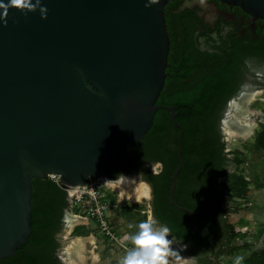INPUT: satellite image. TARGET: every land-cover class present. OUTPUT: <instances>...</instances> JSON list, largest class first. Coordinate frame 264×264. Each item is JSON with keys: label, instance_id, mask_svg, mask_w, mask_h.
<instances>
[{"label": "water", "instance_id": "1", "mask_svg": "<svg viewBox=\"0 0 264 264\" xmlns=\"http://www.w3.org/2000/svg\"><path fill=\"white\" fill-rule=\"evenodd\" d=\"M168 1L41 0L45 18L39 9H0V259L31 235L33 178L59 175L70 196L71 187L107 177L159 108L179 128L170 200L190 212L174 198L183 165L177 107L157 103L171 43ZM220 1L264 18V0Z\"/></svg>", "mask_w": 264, "mask_h": 264}, {"label": "trees", "instance_id": "2", "mask_svg": "<svg viewBox=\"0 0 264 264\" xmlns=\"http://www.w3.org/2000/svg\"><path fill=\"white\" fill-rule=\"evenodd\" d=\"M165 16L167 21L169 15ZM184 58H188L184 51L178 56L179 64L174 62L177 58L171 54L168 57L166 72L170 74L166 77L157 103L177 107L176 119L183 128V165L178 173L174 198L178 205L190 209V212L177 208L170 200L172 175L179 163V128L167 110L159 108L151 128L144 137L137 140L126 154L117 158L113 164L125 162L124 166L129 169L137 166L140 161L161 162L162 167L156 173L144 170L145 178L152 186V212L158 222L167 224L175 238L187 244L189 253L211 251L210 240L219 234L222 241L220 249L213 252L215 256H239L240 252H244L245 254L240 256V264H264V247L255 248L254 244L248 241L242 244L234 243V239L243 234L235 227L249 224V218L244 220L242 217L229 216L230 212L241 208L240 199L247 198L251 191L250 180L246 178L248 169L244 166L246 151L237 148L231 151L234 153L231 160L235 162L236 168L227 172L226 162L229 159L225 152L226 143L214 127L213 120L206 122L208 111L225 87V76L223 72L212 71L199 82L186 84L183 80L189 74V69L185 66ZM183 72L185 76L181 74ZM253 146L259 152H264V122L257 129ZM218 176L225 177L222 182V199L229 202L227 211L219 214L220 218L217 215V201L209 198V194L217 188ZM32 205L31 235L15 254L0 259V264H61L54 253L59 242L53 234V227L59 223L64 210L69 207L68 193L61 183L50 177L33 178ZM221 205L223 206V203ZM221 223L225 231L215 234ZM84 227L85 225H77L74 232L80 235L86 233ZM198 264L219 262L205 255L198 260ZM230 264H235V259Z\"/></svg>", "mask_w": 264, "mask_h": 264}, {"label": "flooded vegetation", "instance_id": "3", "mask_svg": "<svg viewBox=\"0 0 264 264\" xmlns=\"http://www.w3.org/2000/svg\"><path fill=\"white\" fill-rule=\"evenodd\" d=\"M165 9L169 10L168 12L165 11V15H169L166 22L171 39L168 57L171 54L172 57L177 58L174 62L179 64L178 56H181V52H186L188 56L187 59L184 58V63L187 70L189 69V74L183 81L186 84L199 82L200 79L212 71L223 72L225 76V87L208 111L206 122H212L213 120L214 127L221 134V139L226 143L225 152H227V128L232 121L231 119L237 115V107L242 96L255 93L254 99L247 106L252 108V103H255V100H259L257 105L254 104L255 107L258 106L259 110L253 107L256 112L252 113L253 116L251 117L254 118L257 124L255 129H258L264 122L261 115L263 112L262 107H259V104L264 101V18L255 17L238 5L225 3L220 0H169L165 5ZM246 60L250 61V65L245 63ZM180 70L179 68L178 71ZM258 72L260 75H257ZM169 74H167V77ZM181 74L185 76L184 72ZM173 82L178 81L173 80ZM240 117L238 114L237 118L240 119ZM229 149L232 151L234 148L230 147ZM233 156L234 153L227 152L229 159L226 162L227 172H232L236 168L235 162L231 160ZM113 163L111 164L110 172L105 177L106 179L115 178L117 173H124L126 176L137 175L149 184L150 182L145 178L144 170L148 169L152 173H156L162 167L161 162L158 160L140 161V163L136 164L137 166L129 169L124 166L125 162ZM250 172L246 171L248 174ZM248 174L246 178L251 180L252 177H249ZM224 179V176H218L216 181V184H218L216 185L217 188L212 194H209V198L212 201H217L218 218L221 216L219 214L227 211L229 205L228 200L222 199L221 190ZM252 199L250 191L247 198L240 199L239 206L241 208L230 212L229 216L242 215V211L248 210L251 206ZM245 200L246 202H244ZM222 203L223 206L221 205ZM242 208H245V210ZM67 212L70 213L69 207L64 210L59 223L57 222V225L53 227V234L59 242V246L54 250V253L61 264H67L61 255L63 240L68 228L66 224ZM246 218L249 217L246 216ZM235 229L242 232L237 226ZM223 231H225V228L221 223L215 234ZM169 235L177 242L183 243L175 238L171 232ZM218 235L213 236L210 240L211 246L209 249H212L211 251L198 254L190 253L195 257L196 264L205 255L218 262L217 258L219 256L217 257L213 254V252L220 249L222 238ZM183 244L187 248V244Z\"/></svg>", "mask_w": 264, "mask_h": 264}, {"label": "rangeland", "instance_id": "4", "mask_svg": "<svg viewBox=\"0 0 264 264\" xmlns=\"http://www.w3.org/2000/svg\"><path fill=\"white\" fill-rule=\"evenodd\" d=\"M258 103L259 100H255V103H252V106L257 110H259V108L258 106L255 107V105H257ZM260 106L262 107L263 111L262 114H260L262 115V119L264 120V101L259 104V107ZM256 132L257 129H255V132L247 138L232 136L227 132V152H231V150L229 149L230 147L237 148L240 150L243 149L244 151H246L247 159L244 166L247 167L248 172L251 171L248 176L255 177V175H259L260 179L259 177L258 179L259 181L261 180V184H263L262 182H264V152H259L253 146ZM105 190L107 204L106 206H104V208L107 212V219L111 227V234L101 232L97 224H95L93 221H90L88 223L85 221L79 224L85 225L84 232L86 233H83L81 235L92 236V238H94V241H85V264H119V261L125 254L127 248L131 247L130 241L124 240L123 236L125 234L134 232L136 230L135 225L138 224V222L148 218H154L151 206V196L148 199L144 198L142 201L133 202L129 199H124L118 190H113V187L110 184L106 186ZM253 190L254 189L251 190L252 198L254 197L257 200L260 198L264 199V197H261L258 192L255 196L253 194ZM251 208L252 209L250 210L255 211V215L257 214V219L260 216H264V209L262 210L261 208L255 207ZM249 212V210L242 211V216H247ZM235 217L238 218L239 216L236 214ZM256 221L252 219L249 224H247L248 228L237 227L241 229L243 234L238 235V238L234 239V243L242 244L246 240H251L255 241V245L263 246L264 223L258 225ZM130 225L132 227H130ZM67 231L68 230L66 229V232ZM246 231H248L249 233H246ZM76 236H80V234H76L74 231H72L70 234H68L67 237L73 238ZM170 238H172L175 243L170 244L168 246V251L164 257V264H177L175 261L176 256L185 257L188 264H196L195 257L188 252L186 246L183 243L177 242L173 237ZM244 254V252H240L239 256H242ZM236 257V255L224 254L222 256H219L217 259L219 264H230V262L233 261V259H235ZM68 264L71 263L68 262Z\"/></svg>", "mask_w": 264, "mask_h": 264}, {"label": "clouds", "instance_id": "5", "mask_svg": "<svg viewBox=\"0 0 264 264\" xmlns=\"http://www.w3.org/2000/svg\"><path fill=\"white\" fill-rule=\"evenodd\" d=\"M12 5L19 6L24 12L39 9L41 18H45L47 13L46 6L41 3V0H8L7 4L4 0H0V9H6ZM245 63L250 65L248 60ZM257 75L260 73L258 72ZM127 178L124 173H117L115 178L105 179L103 183L112 185L114 191L116 189L120 191L121 185H125ZM135 229L134 232L123 236L124 240L130 241L131 247L127 248L119 264H164L168 246L175 243L169 237L170 229L167 224L160 223L155 218H148L138 222ZM241 260L242 257L237 256L235 264H240Z\"/></svg>", "mask_w": 264, "mask_h": 264}, {"label": "bare ground", "instance_id": "6", "mask_svg": "<svg viewBox=\"0 0 264 264\" xmlns=\"http://www.w3.org/2000/svg\"><path fill=\"white\" fill-rule=\"evenodd\" d=\"M255 97V93H249L241 97L239 105L237 107V115L239 114L240 119L233 117L232 121L228 125L227 132L232 136L247 138L253 134L255 126L257 125L252 113H255V109L248 107V103L251 102ZM125 185H121L120 192L124 199H129L133 202L142 201L144 198L150 197V187L148 184L141 180L137 175H127ZM112 186V185H111ZM113 187V186H112ZM82 219L68 214L66 216V224L68 225L66 235L74 228L75 225L81 223ZM94 241L92 236H76L73 238H67L61 255L62 257L71 264H85V241ZM175 261L177 264H188L185 257L176 256Z\"/></svg>", "mask_w": 264, "mask_h": 264}, {"label": "built area", "instance_id": "7", "mask_svg": "<svg viewBox=\"0 0 264 264\" xmlns=\"http://www.w3.org/2000/svg\"><path fill=\"white\" fill-rule=\"evenodd\" d=\"M49 177L60 183L59 175L50 174ZM105 177L90 179L83 185L70 188L69 211L82 219V222L93 221L101 232L111 234V227L107 219ZM78 223L77 225H79Z\"/></svg>", "mask_w": 264, "mask_h": 264}, {"label": "crops", "instance_id": "8", "mask_svg": "<svg viewBox=\"0 0 264 264\" xmlns=\"http://www.w3.org/2000/svg\"><path fill=\"white\" fill-rule=\"evenodd\" d=\"M242 151H244L243 149H241ZM258 177H259V175H255V177H252V179L250 180V187H251V190L252 189H254L253 190V194L256 196L257 195V192H258V194L261 196V197H264V182H262L263 184H261V180L259 181V179H260V177H259V179H258ZM252 193V192H251ZM252 195V194H251ZM260 198V197H259ZM253 201L251 202L252 204H251V206L248 208V210L250 211L248 214H247V216L249 217V222L253 219V220H257L256 222H257V224L259 225V224H262V223H264V216L262 217V216H260L258 219L256 218L257 217V214L255 215V211H251L250 209H252L251 207H255V208H261L262 210L264 209V199H262V198H260V199H256V198H254L253 197V199H252ZM259 202V203H258ZM244 210H245V208H244ZM245 211H247V210H245ZM234 216V215H233ZM236 216V215H235ZM234 216V217H235ZM239 217H242L241 219H244V220H246V216L245 215H238ZM259 216V215H258ZM238 217V218H239ZM235 218H237V217H235ZM261 220V221H260ZM260 222V223H259ZM237 227H241V228H243V227H247L248 228V226H247V224H245V226H237ZM238 229H240V228H238ZM243 230V229H242ZM246 233H249L248 231H246ZM257 237H258V235H257ZM260 237H262V236H260ZM249 242H251V243H255V241H251V240H248ZM254 247L255 248H262V247H264V245L263 246H257V245H255L254 244Z\"/></svg>", "mask_w": 264, "mask_h": 264}]
</instances>
